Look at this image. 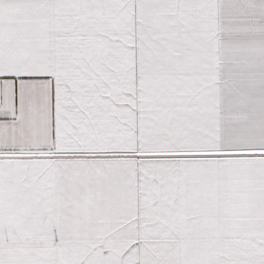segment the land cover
<instances>
[{
    "label": "snow or ice",
    "instance_id": "1",
    "mask_svg": "<svg viewBox=\"0 0 264 264\" xmlns=\"http://www.w3.org/2000/svg\"><path fill=\"white\" fill-rule=\"evenodd\" d=\"M0 264H264V0H0Z\"/></svg>",
    "mask_w": 264,
    "mask_h": 264
}]
</instances>
